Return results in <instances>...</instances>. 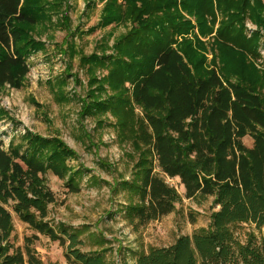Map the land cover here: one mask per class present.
I'll use <instances>...</instances> for the list:
<instances>
[{"label":"trees","instance_id":"16d2710c","mask_svg":"<svg viewBox=\"0 0 264 264\" xmlns=\"http://www.w3.org/2000/svg\"><path fill=\"white\" fill-rule=\"evenodd\" d=\"M66 1L0 0V88L23 87L29 58L46 50L36 29L53 24ZM100 1L92 30L132 24L111 53L105 43L83 57L91 75L83 114L113 127L134 162L131 176L112 187L123 193L124 220L136 228L176 209L183 197L166 177L178 180L186 198L213 197L217 208L210 229L134 252V264H264V233L241 243L233 230L240 222L264 228V71L255 65L264 0ZM248 22L257 26L251 36ZM208 51L219 67L206 65ZM76 156L57 137L27 133L8 148L0 141V264H42L33 247L39 234L65 246L70 264H108L105 249L82 250L79 228L56 229L48 220L57 199L46 175L78 192L84 171L69 164ZM13 213L35 231L24 248L11 242Z\"/></svg>","mask_w":264,"mask_h":264},{"label":"rangeland","instance_id":"374dc122","mask_svg":"<svg viewBox=\"0 0 264 264\" xmlns=\"http://www.w3.org/2000/svg\"><path fill=\"white\" fill-rule=\"evenodd\" d=\"M103 7L100 0H67L62 10L53 14V24L37 27L36 37L46 43V50L29 58L30 72L23 87L0 88V141L8 148L11 142L22 144L23 136L33 133L49 139L57 137L72 148L77 156L69 164L84 171L76 179L80 190L72 192L66 180L48 172V184L57 199L49 205L48 220L56 229L64 224L79 228L84 241L82 250L105 249L108 264H134V252L168 246L179 236L210 229L212 214L217 208L213 197L202 201L186 198L178 180L166 177L183 197L176 209L136 228L124 220L123 193L113 192L112 187L120 175L131 176L134 162L127 155L130 147L118 140L113 127L97 126L93 116L83 114V100H87L91 78L90 63L83 62V57L101 52L105 43L111 53L115 40L132 27L129 22L92 30L101 20ZM247 29V36H251L257 26L248 22ZM259 53L255 65L264 71V37ZM207 58L206 65L219 67L218 63H211V51ZM104 73L98 70L96 74L102 77ZM61 78L67 82L62 86L59 85ZM244 142L253 145L250 136ZM13 215L11 242L14 247L24 248L26 238L32 237L35 231ZM233 230L241 243L251 234L264 233V228L259 230L249 222L236 223ZM33 247L42 264H70L65 256L66 247L46 235L39 234Z\"/></svg>","mask_w":264,"mask_h":264}]
</instances>
